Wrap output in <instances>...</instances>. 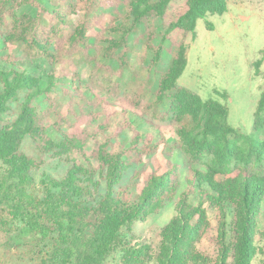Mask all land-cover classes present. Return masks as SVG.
<instances>
[{
  "label": "trees",
  "instance_id": "trees-1",
  "mask_svg": "<svg viewBox=\"0 0 264 264\" xmlns=\"http://www.w3.org/2000/svg\"><path fill=\"white\" fill-rule=\"evenodd\" d=\"M227 10L226 0H0V264L116 254L118 264H264V87L247 135L226 104L178 85L186 37ZM12 45L48 70L17 66ZM168 206L148 242L135 224Z\"/></svg>",
  "mask_w": 264,
  "mask_h": 264
},
{
  "label": "rangeland",
  "instance_id": "rangeland-1",
  "mask_svg": "<svg viewBox=\"0 0 264 264\" xmlns=\"http://www.w3.org/2000/svg\"><path fill=\"white\" fill-rule=\"evenodd\" d=\"M42 3L45 0H40ZM227 12L221 16L209 15L197 21L193 39L189 34L187 45V66L178 80L180 87L186 88L202 99L213 98L226 104L229 108V125L237 131L250 135L254 123V113L260 93L264 87V0H226ZM21 12L34 13V9L25 7ZM206 23L212 30L206 29ZM3 47L0 39V48ZM17 58L16 65L36 75L38 70H48V64L41 58L31 65L17 46H10L7 51ZM5 53V52H3ZM163 62L166 64L170 54L164 52ZM142 48L132 56V63L141 70L137 81H146L147 64H141ZM261 61L259 73H255L254 63ZM0 59V69H7ZM87 75V71H83ZM151 79L156 83L157 74L151 72ZM127 78L129 76L127 75ZM64 80V79H63ZM65 81V80H64ZM138 84V82H137ZM98 95L111 104H119L130 108L122 98H116L99 92ZM161 127L164 137L171 141L174 130L166 123L154 121ZM49 135H53L51 129ZM231 138L234 136L231 135ZM257 139L264 138V128L256 133ZM173 208L168 206L157 215L150 216L145 222L135 224L134 229L140 231L148 242L154 243L160 227L169 221ZM259 229L264 230V221ZM119 254L113 256L106 264H118Z\"/></svg>",
  "mask_w": 264,
  "mask_h": 264
}]
</instances>
